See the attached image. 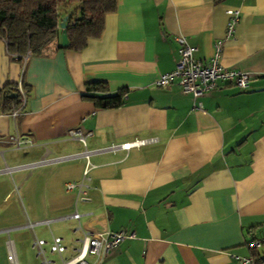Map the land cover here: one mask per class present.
I'll list each match as a JSON object with an SVG mask.
<instances>
[{
  "label": "crops",
  "instance_id": "0c3cea01",
  "mask_svg": "<svg viewBox=\"0 0 264 264\" xmlns=\"http://www.w3.org/2000/svg\"><path fill=\"white\" fill-rule=\"evenodd\" d=\"M228 9L239 12L232 39ZM177 36L201 60L221 42V64L248 73L247 88L220 83L194 108L176 82L158 87L174 68ZM60 42L22 67L0 38V89L21 80L27 92L15 118L0 105L5 264L7 236L39 264L33 237H60L69 256L84 232L122 229L133 237L100 264H237L236 256L262 255L264 247L253 252L248 242L264 239V0H116L98 38L80 51ZM92 82L124 90L123 104L100 108L83 98ZM73 129L84 144L68 136ZM16 135L31 144L15 148ZM66 183L82 184L67 191ZM43 219L51 221L25 225Z\"/></svg>",
  "mask_w": 264,
  "mask_h": 264
},
{
  "label": "built area",
  "instance_id": "2783aa9c",
  "mask_svg": "<svg viewBox=\"0 0 264 264\" xmlns=\"http://www.w3.org/2000/svg\"><path fill=\"white\" fill-rule=\"evenodd\" d=\"M228 21L226 24L225 39H232L234 37L235 25L239 18L237 10H226ZM177 43V59L172 71L160 75L155 84L158 87H166L176 82L183 94L190 95L194 101L193 107H199L196 99L211 93L219 88L220 83H229L236 86L239 90H245L248 86L249 75L246 72L226 67L221 64V50L222 43L216 42L214 44V52L212 57L208 60H201L194 57L195 48L189 45L183 36L175 37ZM13 57V56H12ZM29 57L26 52L21 57L20 63L22 67ZM17 95L18 104L13 105L9 114L15 118L22 111L26 101V89L23 87L21 80H19L13 88ZM68 136L81 141L84 144L85 136L78 129L68 131ZM10 141L15 148L27 146L31 144L30 140L20 139L17 135L10 137ZM155 139H135L131 142H125L118 145L124 151H128L133 147H142L154 142ZM115 148V147H114ZM91 151L84 148L79 154L85 160L83 169V178H85L91 163L89 162V155ZM82 183H66L65 189L67 191L81 186ZM71 217L78 220L79 214L74 212ZM50 219H43L35 222H27L25 225L31 229L34 225L44 224L48 225ZM8 229H5L7 232ZM133 235L128 233L125 229L118 232L107 233H89L84 232L82 237L78 240V245L72 250V254L65 256L66 247L62 243V239L57 236H51L50 242L33 237L31 240V247L35 251L36 257L39 259V264H100L102 259L118 247V245L126 238H131ZM264 239L255 238L248 242L251 249H259L262 247ZM47 245V248L45 246ZM6 246V264H19L16 254L15 246L7 236L5 241ZM89 256L94 257V261L88 260ZM237 264H257L255 258L251 256H236Z\"/></svg>",
  "mask_w": 264,
  "mask_h": 264
},
{
  "label": "trees",
  "instance_id": "16d2710c",
  "mask_svg": "<svg viewBox=\"0 0 264 264\" xmlns=\"http://www.w3.org/2000/svg\"><path fill=\"white\" fill-rule=\"evenodd\" d=\"M115 9L116 0H0V38L12 59L18 62L26 52L29 56L42 55L46 46L60 37V23L66 17L67 45L62 48L80 51L89 39L101 35L105 15ZM14 87L15 83L0 89V105L5 112H10L11 107L18 104L17 96H9L14 93ZM124 96V90L109 93L103 82L86 84L82 94L100 108L119 107ZM252 255L257 264L264 263L260 253Z\"/></svg>",
  "mask_w": 264,
  "mask_h": 264
},
{
  "label": "rangeland",
  "instance_id": "374dc122",
  "mask_svg": "<svg viewBox=\"0 0 264 264\" xmlns=\"http://www.w3.org/2000/svg\"><path fill=\"white\" fill-rule=\"evenodd\" d=\"M2 219L3 217L2 215H0V220ZM9 222H10L9 219H7V223ZM3 224H4L3 222H0V230L4 227H7V226H4ZM22 233L24 232H16V233L12 232L11 237H14L15 239H17L20 235H22ZM3 238H4V234L0 233V264H5L4 251H3V247L1 246ZM16 250H17V255H18L20 264H35L32 258L33 254L25 243H22V244L17 243Z\"/></svg>",
  "mask_w": 264,
  "mask_h": 264
},
{
  "label": "water",
  "instance_id": "95a60500",
  "mask_svg": "<svg viewBox=\"0 0 264 264\" xmlns=\"http://www.w3.org/2000/svg\"><path fill=\"white\" fill-rule=\"evenodd\" d=\"M65 21H66V17H64L62 22L60 23V28L62 29V32L60 35V39H61L60 44L62 47H65L67 45V38H66L65 31H64ZM9 96L13 98V97H16L17 95L15 93H12ZM261 260L264 261V254L261 255Z\"/></svg>",
  "mask_w": 264,
  "mask_h": 264
}]
</instances>
